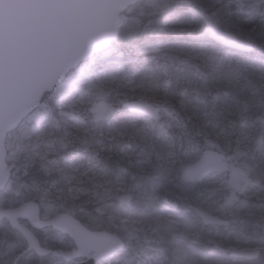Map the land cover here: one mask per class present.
<instances>
[{
    "label": "trees",
    "instance_id": "trees-1",
    "mask_svg": "<svg viewBox=\"0 0 264 264\" xmlns=\"http://www.w3.org/2000/svg\"><path fill=\"white\" fill-rule=\"evenodd\" d=\"M142 3L143 1L140 0L123 13V16L134 17L144 27L139 38L134 43H112L113 49L122 53L121 66L131 67L132 72L139 71V77L142 78H146L144 74L163 76L164 83L161 85L167 95L172 96L176 101L191 100L193 108H209L213 111L233 106L243 108L244 113L240 116L246 122V131L251 132L256 140L254 150L247 151L243 140L244 136L239 131L228 130L227 135L219 140L210 135L209 139L214 141L218 147L224 145L229 147L228 151H225L226 158L230 161L229 171L234 168L244 171L245 178L241 176L239 182L231 178L230 172L223 173V176L232 189L231 196L233 198L237 197L236 200L257 204V207L253 208L255 217L250 219L256 225L253 228L254 231L252 229L249 232L246 231L244 237L246 240L237 242L229 236V239L223 245H214L213 241L209 239L210 237L205 236L206 231L210 230L212 234L216 235V240L224 242L228 228L233 227L231 229L237 230V225L242 219L237 216L225 226L203 225L200 223L202 237L198 239L199 244L196 247L199 250L198 254L206 255L215 248L220 254H225L228 261H243L230 258L226 251L227 248L234 245L239 249L259 247L261 251L260 261L261 264H264V220L257 217L259 215L264 216V202L261 199L264 193V121L258 119L257 114L261 111L264 112V0H159V4L156 6H144L141 10H137V7ZM193 8L201 10L208 21L218 29L252 43L254 50L249 54H239L218 47L208 41L203 36L204 33L206 35V29L199 18L194 15V21L192 22L184 19V14ZM181 29L195 32V34L185 36L181 33ZM157 33H160V35H156ZM157 42H159L157 46L160 48L158 52L141 53V51L144 52ZM134 46L140 47L141 51H135ZM130 59L133 61H130ZM217 63L223 65L220 72L215 69ZM98 68L111 70L116 66L103 65ZM194 76H196V79L191 84L185 82L191 80ZM179 77H182L184 81L175 85ZM41 104H46V107L48 106L54 114L57 113V107L60 105L52 93H46ZM254 106L257 107L256 114L252 112L255 110ZM176 111L178 115H175L174 119L180 126L189 125L190 123L186 118L191 112L181 107L177 108ZM132 116L127 111L125 116H120L115 111L112 123L115 122L118 126L126 125V129H128L126 120ZM232 118L237 121L239 117ZM193 121L196 128H201L200 118L193 119ZM93 127L95 128L91 130L93 134L94 132L97 134V131L108 133L111 129L110 124H94ZM93 136L96 139L90 138L89 135L78 134L76 141L70 144L65 140L62 129L58 128L46 141L54 142L55 150L60 156H64L68 152L74 154L86 153V148L91 149L90 155L93 161H101L102 165L100 166L103 169H112L115 173L121 175L127 181V184L134 182L146 183V178H137L136 172L132 169L133 167L124 157L122 149L126 141L117 140L115 143L119 154L114 158L106 159L104 155L101 157L93 155L92 149L95 148L94 144L99 139L97 135ZM40 144L34 148L35 151L42 149ZM216 145L214 149H217ZM197 146L202 150L204 149L201 143H198ZM49 156L51 155L43 156L39 154L34 157H19L14 161L7 159L11 177L6 189L0 192V208L16 207L26 200H35L40 203L42 192L32 191L31 186L37 185L41 190H44L51 183L56 182L61 187V191L51 195L49 200L51 204L50 211L47 212L46 208L41 205L42 217L66 212L90 229L107 230L118 234L121 238L125 237L126 230L139 228L141 231L140 236L125 242L124 250L111 259L113 261L121 258L120 264L144 263L142 262V256L139 254L145 246L142 237L148 235L150 230L155 228L156 242L153 245L166 248L169 255V259L166 258L163 264H177L171 251L180 245H186L185 239L181 237L169 239L171 233L161 227L163 225L161 220L152 221V219H148L147 224L145 220L140 219L144 213L141 214L139 211L135 213V216L132 217V223H130L128 217L119 212L120 209L115 206L116 199L107 202L92 199L89 193L76 196L69 193L60 174L48 169L50 166L48 165L50 163ZM216 174L218 173L214 175ZM141 188L144 189V187ZM161 188L165 192L163 195L159 192L161 198L165 197V194L172 196L175 199L177 208L182 209L184 206L190 208L195 218H198L195 213L196 208L206 207L214 196L220 194L219 192L211 193L207 191L204 187V180L200 183L188 182L184 178L181 168L177 175L172 174L166 177ZM145 189H147L145 193L142 192V194L140 191L139 194L147 196L150 189L148 187H145ZM255 189H258L259 193L254 197H250L248 194H253L252 192ZM223 201H225L224 198ZM246 209L245 206L237 208L236 213L242 215ZM139 214H141L140 217H136ZM43 231L44 235L50 236L48 242L54 250L57 249L55 245L57 242L65 240L71 242L65 235L51 228H44ZM41 243L47 246V238ZM25 249L26 244L22 236L12 229L6 221H1L0 264H13L14 259L19 255L17 264H58L47 262L49 257L47 255L38 256L33 251L24 252ZM213 259H216L215 256H213ZM198 261L196 264H219L217 259L209 260L207 257L198 258ZM247 264L249 263L247 262Z\"/></svg>",
    "mask_w": 264,
    "mask_h": 264
},
{
    "label": "rangeland",
    "instance_id": "rangeland-1",
    "mask_svg": "<svg viewBox=\"0 0 264 264\" xmlns=\"http://www.w3.org/2000/svg\"><path fill=\"white\" fill-rule=\"evenodd\" d=\"M142 1V5L138 6L137 10H141L144 6H156L159 4V0ZM184 19L190 22L194 21L193 12H186ZM143 30L144 27L134 17L122 16L112 43H134ZM181 33L185 36H193L195 34V32L183 29H181ZM156 35L159 36L160 33ZM203 36H205V33ZM112 43L107 51L69 72L63 81L55 87L52 94L60 104L57 107L56 114L48 106L46 107V104H40L41 106L37 110L7 135V159L14 161L23 156L51 155L48 157L50 162L48 169L60 174L69 193L75 196L89 193L92 199L105 200L107 202L116 199L117 203L115 206L120 211L117 210L126 215L130 223H132V217L135 216L137 211L144 214L136 215V217L139 218L141 215L140 219L145 220L147 224L148 219H152V221L161 220V223H163L161 227L171 233L169 239L181 237L186 240V245H180L171 251L177 264H196L199 262L198 258L202 257H207L209 260L217 259L219 264H247L245 261H228L225 258L226 255L220 254L215 248H212L213 250L206 255L198 254L199 250L196 247L199 244L198 239L202 237L199 218H195L192 210L186 206L182 209L177 208L175 199L172 196L165 194V197L161 198V195L165 193L161 187L166 177L172 174L177 175L180 168L182 169L185 165L196 163L204 150L214 149L216 144L209 139L210 135L219 140L227 135L228 130L239 131L244 136L245 149L247 151L254 150L256 146L255 137L251 132L246 131V122L240 116V114L244 113V109L239 106H233L213 111L209 108H193L191 100L176 101L172 96H168L164 87H162L161 84L164 83L163 76H148L144 74L146 78H142L139 77V71L132 72L131 67H122V53L119 50H114ZM157 43L151 45L144 52L137 46H134V49L137 52L141 51V53L158 52L160 48ZM130 61L133 60L130 59ZM103 65L116 66V68L111 70L98 68ZM222 67V63H217L215 69L220 72ZM195 79L196 76L185 82L191 84ZM182 81H184L182 77H179L175 85L181 84ZM99 100L115 106L116 112L120 116H125L126 114L123 104L126 101L134 100H144L157 106H166L170 113L168 116L165 113H161L159 121H153L142 115H134L126 120L127 127H129L126 129V125L123 126L121 124L122 126H118L115 122L112 123V119L107 123H94L92 121L90 106ZM180 107L191 112L186 118L190 123L189 125L181 127L174 119L175 115H178L176 110ZM254 109L252 112L256 114L257 107L254 106ZM263 113L262 111L257 113L258 119L262 120V122L264 121ZM232 117L239 118L234 121ZM196 118L201 119V128H196L193 121ZM92 124H110L111 129L108 133L97 131V134L95 132L93 134L91 130L95 128ZM58 128L62 129L65 140L70 144L76 141L78 134L89 135L92 139H96L93 135H97L99 139L95 142V148L92 149V153L100 157L104 155L106 159L114 158L119 154L115 143L117 140L126 141L122 149L124 157L130 166L133 167L132 169L136 172L137 178H146V183L134 182L127 184V181L112 169H103L100 166L102 165L101 161H93L90 155L91 149L86 148V153L74 154L68 152L64 156L58 155L54 142L46 141ZM198 143L203 144V150L197 146ZM39 144L42 149L35 151L34 148L39 146ZM228 149L229 147L224 145L221 147L217 146L216 150L225 155V151H228ZM228 162L230 163L229 160ZM229 172L231 178L235 181L237 180V182L242 177L245 178V173L242 169L234 168ZM59 187L58 183L54 182L44 190H41L37 185L31 186V189L32 191L42 192L40 204L48 212L51 209L50 197L53 193L61 191V187ZM141 187H144V189ZM145 187L150 189L147 192V196L142 195L147 190ZM204 187L211 193L219 192L220 194L214 196L206 207L199 208L228 221H233L237 216L242 219L237 225V230L231 229L233 227L228 228L224 242L216 240V235L212 234L210 230L206 231L205 236L210 237L209 239L213 241L214 245H223L229 239V236L237 242L246 240V238L244 239L246 231L249 232L251 229L254 231L253 228L256 225L250 219L255 217L253 208L257 207V204L236 200L237 197L233 198L231 196L232 189L222 173L211 174L206 177L204 179ZM140 191L143 193L139 194ZM252 193L248 195L254 197L259 193V190L255 189ZM122 196L131 198L129 206L119 204V199ZM223 198L225 201H223ZM261 199L264 202V193ZM233 201L237 202L234 203ZM243 206L247 208L245 212L242 215L236 213V209ZM257 217L264 220V216L259 215ZM44 218H48V216L45 217L44 215ZM140 232L139 228L126 230L125 237L127 240L125 237L123 240L125 242L131 241L140 236ZM155 235L154 228L150 230L148 235L142 237L145 245L139 253L143 258L142 262L144 263L142 264H163L166 258L169 259L166 248L153 245L156 242ZM44 237L46 239L47 235L45 234ZM255 248L259 247L247 249ZM232 249L239 248L235 245L229 246L226 251ZM213 256L216 259H213ZM260 260L248 263L261 264ZM120 261L121 258H118L113 261L108 260L103 264H120Z\"/></svg>",
    "mask_w": 264,
    "mask_h": 264
},
{
    "label": "water",
    "instance_id": "water-1",
    "mask_svg": "<svg viewBox=\"0 0 264 264\" xmlns=\"http://www.w3.org/2000/svg\"><path fill=\"white\" fill-rule=\"evenodd\" d=\"M139 0H0V192L10 178L6 136L35 109L46 93H51L66 75L80 63L108 49L120 23V15ZM209 40L215 45L239 54L254 50L252 43L232 36L207 21ZM123 107L133 115L153 121L169 109L144 100L126 102ZM115 107L103 100L90 106L94 123L108 122ZM229 171L225 155L206 149L194 164L185 165L183 175L190 183H200L212 173ZM131 198L122 196L120 205L129 206ZM196 213L204 225H227L228 221L200 208ZM21 234L26 249L39 256L52 255L76 264H100L121 252L123 239L106 230H94L68 213L42 219L37 201L28 200L15 208H0V221ZM21 221H27L24 225ZM50 227L67 235L76 246L74 252L48 250L33 230ZM23 254V253H22ZM258 249L230 250L231 258L256 260ZM17 256L13 264H17Z\"/></svg>",
    "mask_w": 264,
    "mask_h": 264
},
{
    "label": "flooded vegetation",
    "instance_id": "flooded-vegetation-1",
    "mask_svg": "<svg viewBox=\"0 0 264 264\" xmlns=\"http://www.w3.org/2000/svg\"><path fill=\"white\" fill-rule=\"evenodd\" d=\"M41 218H43V217H41ZM21 222L24 225H28L27 221H21ZM33 233L38 238V240H39L40 243L45 240L43 229L33 230ZM65 237L69 238L67 235H65ZM67 238H65V239H67ZM48 239H50V236L49 235H47V246L46 245H43V243H41V245L43 247H45L46 249H48V250H54V249L51 248V244H49V242H48L49 240ZM55 245L57 246V249H55V251L74 252L76 250V246H75V244H74V242L72 240H71V242H68V240L60 241V242L55 243ZM47 256H49L47 258V262H56L58 264H76L77 262L83 261V260L65 261L62 258L55 257V256H52V255H47ZM260 256H261V254H260Z\"/></svg>",
    "mask_w": 264,
    "mask_h": 264
}]
</instances>
